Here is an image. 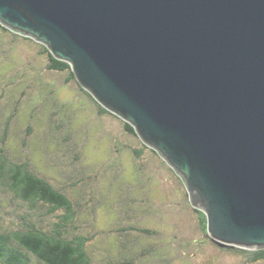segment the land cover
<instances>
[{"label":"water","instance_id":"95a60500","mask_svg":"<svg viewBox=\"0 0 264 264\" xmlns=\"http://www.w3.org/2000/svg\"><path fill=\"white\" fill-rule=\"evenodd\" d=\"M182 177L222 247L264 249V0H0Z\"/></svg>","mask_w":264,"mask_h":264},{"label":"rangeland","instance_id":"374dc122","mask_svg":"<svg viewBox=\"0 0 264 264\" xmlns=\"http://www.w3.org/2000/svg\"><path fill=\"white\" fill-rule=\"evenodd\" d=\"M68 75L0 32V141L7 133L13 159L68 190L80 208L67 229L93 236L94 264H264L251 258L258 249H223L208 238L182 179L150 151L137 155L139 140L120 119L99 115ZM31 211L0 187V226L16 230L25 214L45 229L58 222L59 212ZM131 225L150 233L124 230Z\"/></svg>","mask_w":264,"mask_h":264},{"label":"trees","instance_id":"16d2710c","mask_svg":"<svg viewBox=\"0 0 264 264\" xmlns=\"http://www.w3.org/2000/svg\"><path fill=\"white\" fill-rule=\"evenodd\" d=\"M0 32L4 36L12 39L19 38L23 40L24 44L31 43L37 47L38 52L47 58V68L52 71L67 72L69 74L68 81L77 83L80 89L89 96L97 106L99 115H111L120 119L124 123L126 131L133 134L140 142V148H134L137 155L145 152L144 150L150 151L161 159L164 164L169 165L158 151L148 146L140 138L130 123L106 109L89 91L84 89L78 82L72 66L68 62L55 57L44 43L13 31L1 23ZM7 137V133H5L0 141V187H4L13 199H18L27 204L32 210L31 213H36L40 208H46L47 213L55 214L59 212L60 214H58V222L53 229H45V226H42L40 222L37 223L32 219L28 221L29 216L26 214V216L19 215V218L25 220L26 223L16 230H8L0 226V262L2 264H94L87 247L88 241L93 236L72 234L67 229L69 224L77 221L80 206L76 204L66 188L59 187L48 178L37 174L28 162L13 159L9 152ZM171 170L182 179L174 168ZM182 181L185 185L183 179ZM185 189H187L186 185ZM187 194L189 196L188 190ZM191 207L194 213L197 214L203 232L213 240L208 232L206 214L194 207L192 203ZM37 217L39 216L37 215ZM134 229L139 232L150 233L149 229L134 225L124 230ZM214 243L216 242L214 241ZM218 246L224 249V247ZM230 247L249 253L244 248ZM250 254L253 260H264V249L250 252Z\"/></svg>","mask_w":264,"mask_h":264}]
</instances>
